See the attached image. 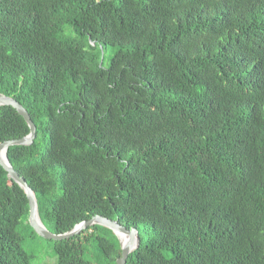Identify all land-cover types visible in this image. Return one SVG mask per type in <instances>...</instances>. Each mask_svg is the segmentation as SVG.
Masks as SVG:
<instances>
[{
	"label": "trees",
	"instance_id": "1",
	"mask_svg": "<svg viewBox=\"0 0 264 264\" xmlns=\"http://www.w3.org/2000/svg\"><path fill=\"white\" fill-rule=\"evenodd\" d=\"M0 93L50 231L99 214L138 229L127 264H264V0H0ZM29 132L0 107V143ZM29 209L0 164V264H31ZM51 241L122 253L98 224Z\"/></svg>",
	"mask_w": 264,
	"mask_h": 264
},
{
	"label": "water",
	"instance_id": "2",
	"mask_svg": "<svg viewBox=\"0 0 264 264\" xmlns=\"http://www.w3.org/2000/svg\"><path fill=\"white\" fill-rule=\"evenodd\" d=\"M6 105L14 107L24 117L30 128V132L21 138L5 140L0 143V164L8 172V176L17 182L26 193L30 207L28 222L33 227L34 231L44 238L61 240L74 236L80 233L82 230L95 224L106 226L113 230L120 241L122 253L117 259V264H127V258L129 254L132 253L139 245L138 229L135 227L129 229L122 225L118 220H114L99 214L94 215L88 220L79 222L71 230L63 233H54L45 226L40 216L35 190L30 187L27 181L14 169L8 157V149L10 146L30 145L33 143L36 137L37 127L27 109L15 97L0 93V107ZM120 233H125L127 235V240L122 241L120 239Z\"/></svg>",
	"mask_w": 264,
	"mask_h": 264
},
{
	"label": "rangeland",
	"instance_id": "3",
	"mask_svg": "<svg viewBox=\"0 0 264 264\" xmlns=\"http://www.w3.org/2000/svg\"><path fill=\"white\" fill-rule=\"evenodd\" d=\"M111 54L112 51H107L106 66L109 64ZM24 248L30 254L31 264H57L58 257L51 239L42 236L28 237L24 242Z\"/></svg>",
	"mask_w": 264,
	"mask_h": 264
},
{
	"label": "bare ground",
	"instance_id": "4",
	"mask_svg": "<svg viewBox=\"0 0 264 264\" xmlns=\"http://www.w3.org/2000/svg\"><path fill=\"white\" fill-rule=\"evenodd\" d=\"M120 239H121L122 241L127 240V235H126L125 233H120Z\"/></svg>",
	"mask_w": 264,
	"mask_h": 264
}]
</instances>
